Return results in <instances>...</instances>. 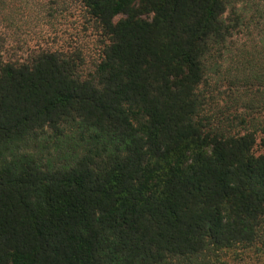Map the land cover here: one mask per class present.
Returning <instances> with one entry per match:
<instances>
[{
    "label": "trees",
    "instance_id": "obj_1",
    "mask_svg": "<svg viewBox=\"0 0 264 264\" xmlns=\"http://www.w3.org/2000/svg\"><path fill=\"white\" fill-rule=\"evenodd\" d=\"M29 2L0 0V264H264V0H38L46 33Z\"/></svg>",
    "mask_w": 264,
    "mask_h": 264
},
{
    "label": "rangeland",
    "instance_id": "obj_2",
    "mask_svg": "<svg viewBox=\"0 0 264 264\" xmlns=\"http://www.w3.org/2000/svg\"><path fill=\"white\" fill-rule=\"evenodd\" d=\"M30 2V5H31V11L28 10L27 14L29 16L28 19H30V26L31 27H34V26H37V27H41V29H43V32L46 33L47 30H49V24L47 22H37L38 20L36 19L35 21V24L32 20V15L36 14V15H43L44 14V9L38 4V0H29ZM62 22L61 23H56L57 26L55 27H66V25H64L63 22H65L63 19L61 20ZM250 27H251V30H250V33H248V31H246L244 34H241L239 36V45H242L243 43H248L250 41H253V38H257L261 36V33L259 32L258 29L254 28V27H264V24H260V25H254V23L250 24ZM70 32V29L69 31ZM42 36H28V40H30V42L32 44H37V43H40L43 41V39L41 38ZM236 258V257H235ZM236 264V263H235ZM239 264V263H237ZM241 264H260L259 261H257L256 259H253L252 261L249 260L247 263H246V260H241Z\"/></svg>",
    "mask_w": 264,
    "mask_h": 264
}]
</instances>
